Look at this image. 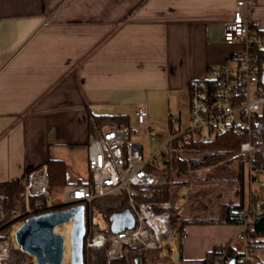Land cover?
I'll return each mask as SVG.
<instances>
[{
	"label": "crops",
	"instance_id": "obj_1",
	"mask_svg": "<svg viewBox=\"0 0 264 264\" xmlns=\"http://www.w3.org/2000/svg\"><path fill=\"white\" fill-rule=\"evenodd\" d=\"M240 1L0 0V183L61 160L68 184L51 190L57 206L69 187L90 180V139L96 123H108L98 117L127 116L133 126L144 106L146 128L162 120L170 127L174 116L185 129L181 110L190 105L192 81L243 49L224 41ZM251 1L248 17L264 31V0ZM255 188L264 201V183ZM239 190L193 188L184 220L239 204ZM239 231L234 224L186 225L178 263L195 264ZM257 256L264 261V245Z\"/></svg>",
	"mask_w": 264,
	"mask_h": 264
},
{
	"label": "built area",
	"instance_id": "obj_2",
	"mask_svg": "<svg viewBox=\"0 0 264 264\" xmlns=\"http://www.w3.org/2000/svg\"><path fill=\"white\" fill-rule=\"evenodd\" d=\"M255 6L251 0L238 3L234 17L225 23L226 44H241L242 51L233 54L226 62L211 67L206 77L193 80L190 85V125L180 128V121L172 116L170 129L164 136L155 127L146 128L148 110L144 106L136 109L137 125L95 124L88 152L90 180L71 186L60 205L91 203L94 199L128 193V208L135 218L132 229L115 233L111 221L104 213L94 210L92 225L85 241L87 249H102L108 246L109 257L126 256L130 247H139L148 252H158L161 258L176 259L182 236V224L193 184L188 181L174 185L166 180L163 165L169 160V152L179 140L186 143L208 142L224 134L229 128L248 131L249 140L244 142L241 153L251 156L255 151L252 142L253 120L264 114V84L258 51H264V36L259 35L248 17ZM141 130L149 144H158L147 149L142 141L132 139L134 132ZM184 156L185 152H181ZM249 167V202L242 212L240 231L233 242L242 245L243 258L248 261L257 257L259 238L255 237L256 224L264 219V201L253 191L260 178L255 177ZM192 172V171H190ZM201 176L202 172L199 171ZM168 182L172 185L173 197L166 201H139L134 195L136 187H151ZM25 189L14 195L0 193V230L11 224V203L25 205L22 215L39 214L53 208L51 201L48 166L30 172L24 179ZM35 199V202H32ZM45 200V204L39 202ZM24 222V221H23ZM22 221L12 224L8 239H0V264H12L19 257L13 250L14 233ZM16 243V242H15ZM234 244V243H232ZM223 264L232 262L226 258Z\"/></svg>",
	"mask_w": 264,
	"mask_h": 264
},
{
	"label": "trees",
	"instance_id": "obj_3",
	"mask_svg": "<svg viewBox=\"0 0 264 264\" xmlns=\"http://www.w3.org/2000/svg\"><path fill=\"white\" fill-rule=\"evenodd\" d=\"M256 31L259 35L264 36V31ZM260 64H261V76L263 80L264 76V51H258ZM264 84V80L262 81ZM99 122H108L112 124H129L127 116L115 115V116H101L98 117ZM248 131H241L235 127L229 128L224 134L219 135L212 141L208 142H194L186 143L177 140L174 143L172 150L169 152V160L163 165L164 176L166 180H173L171 174L176 172L178 175L186 174L190 170L209 168L216 166L220 163L226 162L230 164L235 160L239 161L238 174L235 178L231 179L228 184L236 185L240 187L239 194L241 196V202L239 204H224L221 206V212L214 216L199 220H184L182 224V232L188 224H234L239 225L242 212L246 208L248 202L246 198L247 177L246 166H250L254 176L259 177L264 173V114L257 115L253 120L252 127V142L255 145V151L251 156L241 153L242 144L248 141ZM181 152H191L196 154H203L199 158H183ZM50 176V189L58 186H66L67 182V170L65 163L61 160H49L47 163ZM11 180L9 182L0 183V193L5 192L10 195H14L16 192L24 190L25 184L23 179L29 174ZM250 174V172H249ZM261 182V179H260ZM175 183L174 185H178ZM250 191V190H249ZM134 195L139 201H166L173 197L172 185L168 182L161 183L151 187H136L134 188ZM254 194H258L256 188L253 191ZM128 193L123 191L118 196H106L94 199L91 203H84L86 207V225L87 235L92 225V214L94 210H99L104 213L107 220L110 221L111 216L120 210L128 208ZM35 202V199L32 201ZM39 202L45 204L44 199H40ZM72 205H57L53 208H47L40 213L48 212L52 210L64 209L71 207ZM25 210V205L11 203L9 211V220L11 224L0 230V239H8L12 231V224L16 221H25L29 215H22ZM255 237L259 238L258 248L260 249L264 245V219L256 224ZM234 243V244H232ZM129 259L126 256H117L110 258L108 252V246L102 249H87L85 246V264H138L140 256L146 259L148 251L139 247H130ZM242 245L239 242H229L224 245L215 246L205 258L197 261H193L195 264H223L222 259L226 258L231 262L235 261V264H264L257 257L246 261L243 258ZM181 257V262H182Z\"/></svg>",
	"mask_w": 264,
	"mask_h": 264
},
{
	"label": "water",
	"instance_id": "obj_4",
	"mask_svg": "<svg viewBox=\"0 0 264 264\" xmlns=\"http://www.w3.org/2000/svg\"><path fill=\"white\" fill-rule=\"evenodd\" d=\"M110 221L115 233L136 226V218L130 208L115 212ZM71 222V261L72 264H85L87 225L84 204L76 203L68 208L32 215L18 226L14 239L24 253L35 257L36 264H64L66 237L57 231V227ZM179 258L177 253L176 259Z\"/></svg>",
	"mask_w": 264,
	"mask_h": 264
},
{
	"label": "rangeland",
	"instance_id": "obj_5",
	"mask_svg": "<svg viewBox=\"0 0 264 264\" xmlns=\"http://www.w3.org/2000/svg\"><path fill=\"white\" fill-rule=\"evenodd\" d=\"M181 118H182V123L183 127L186 126V128L190 125V105L189 104H184L181 110ZM131 125H137V122L134 120ZM156 126L158 131L164 132V136L166 137L170 127H168L167 120H162L161 122H157ZM168 127V128H167ZM181 128V127H180ZM183 129V128H181ZM133 140L135 141H142L147 149L149 147L151 149H155L159 147L158 144H149L147 137L144 135V133L139 129L138 133L133 135L132 137ZM150 145V146H149ZM203 154H196V153H190L189 154H184L186 159L189 158H199L203 156ZM249 165L246 166V177H247V190H249ZM238 169H239V161L235 160L234 162L227 164L226 162L220 163L216 166H212L209 168H200V169H193L190 170L192 172H188L186 174L178 175L176 172L171 174V177L174 179L176 183H184L183 181H188L191 182L194 186V190H198L199 186L205 191L212 190L214 188H219L220 186H229L230 184L229 181L238 174ZM199 171L202 172L201 176L199 174ZM261 182L264 183V173L260 175ZM259 184H257L258 186ZM204 186V187H202ZM197 188V189H196ZM228 190H231V188H228ZM210 195H213L214 192H208ZM63 196V191L62 189H58L56 192V197L57 198H62ZM23 222V221H22ZM71 224H63V228H68L69 229V248L67 250V257H66V264H72L71 261V242H70V231H71ZM60 227V226H59ZM63 228L60 230L57 229L59 233H62ZM13 250L16 252L17 256L19 255L20 258H18L16 261H14L12 264H36V259L34 256H31L27 253H24L20 247L14 242L12 246ZM129 255H130V250ZM140 261L138 264H173L172 260L170 258H161L158 252H148L146 255V259H144L142 256L139 257ZM65 261V259H64Z\"/></svg>",
	"mask_w": 264,
	"mask_h": 264
},
{
	"label": "bare ground",
	"instance_id": "obj_6",
	"mask_svg": "<svg viewBox=\"0 0 264 264\" xmlns=\"http://www.w3.org/2000/svg\"><path fill=\"white\" fill-rule=\"evenodd\" d=\"M69 224L72 225V222L69 223ZM61 228H63L62 225H60V227H59V226L57 227L58 230H60ZM62 232H63V234H64L65 237H66V251H65V256H66V255H67V250H68V248H69V229H68V228H63ZM66 257H67V256H66ZM66 257H65L64 264H66V262H67V261H66Z\"/></svg>",
	"mask_w": 264,
	"mask_h": 264
}]
</instances>
